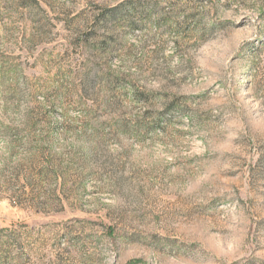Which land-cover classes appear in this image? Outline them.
I'll return each instance as SVG.
<instances>
[{
    "label": "rangeland",
    "instance_id": "1",
    "mask_svg": "<svg viewBox=\"0 0 264 264\" xmlns=\"http://www.w3.org/2000/svg\"><path fill=\"white\" fill-rule=\"evenodd\" d=\"M37 1L0 0V264H264V0Z\"/></svg>",
    "mask_w": 264,
    "mask_h": 264
},
{
    "label": "trees",
    "instance_id": "2",
    "mask_svg": "<svg viewBox=\"0 0 264 264\" xmlns=\"http://www.w3.org/2000/svg\"><path fill=\"white\" fill-rule=\"evenodd\" d=\"M31 3H33L34 5H36V6H38V1L37 0H29ZM132 1V0H131ZM131 1H129L130 2V5H131V9H135L136 10V3H131ZM127 3H125V5H126ZM138 4H140V2H138ZM124 6V5H123ZM119 8H121L120 6H116V7H113V8H110V9H107V10H105V12H104V14H102L103 16H102V19L101 20H105V18L107 17H109V18H113L114 17V15L113 14H115V13H117V12H119ZM100 20V21H101ZM99 21V20H98ZM97 21V22H98ZM99 21V22H100Z\"/></svg>",
    "mask_w": 264,
    "mask_h": 264
}]
</instances>
